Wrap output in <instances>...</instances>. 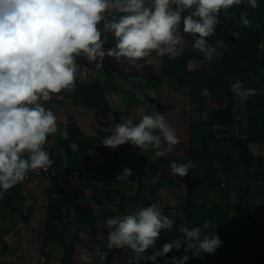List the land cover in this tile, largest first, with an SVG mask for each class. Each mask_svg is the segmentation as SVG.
I'll list each match as a JSON object with an SVG mask.
<instances>
[{"label":"clouds","instance_id":"clouds-1","mask_svg":"<svg viewBox=\"0 0 264 264\" xmlns=\"http://www.w3.org/2000/svg\"><path fill=\"white\" fill-rule=\"evenodd\" d=\"M245 2L251 9L259 6L258 0H0V196L30 173L47 171L54 163L45 145L58 132V117L45 103L65 90H75L78 58L93 64V70L103 67L105 57L127 61L129 68L139 70L151 65L153 53L178 55L184 34H191L193 49L212 62L221 53L208 38L216 36L221 12L227 15ZM240 22L252 27L243 11ZM109 33L113 46L105 49ZM233 35L239 38L238 32ZM259 52H264V42ZM230 88L242 100L258 94L240 80ZM209 94V89L202 90V95ZM179 142L165 114L154 110L138 123L131 119L115 123L101 144L115 149L130 143L142 151L151 147L159 158ZM193 167L192 161L169 160L168 164L171 174L179 177L189 175ZM133 175L132 169L125 168L113 183L129 184ZM174 225L175 219L164 214L158 203L113 215L105 221V244L82 248L79 260L107 264L109 251L128 249L134 255L126 264H156L158 257L164 264H187L204 253L215 254L222 245L218 235L205 232L213 227L206 220L192 228L181 226L178 237L157 249L161 232ZM182 248L183 256L168 258V253Z\"/></svg>","mask_w":264,"mask_h":264},{"label":"rangeland","instance_id":"rangeland-1","mask_svg":"<svg viewBox=\"0 0 264 264\" xmlns=\"http://www.w3.org/2000/svg\"><path fill=\"white\" fill-rule=\"evenodd\" d=\"M258 5V8L251 9L245 2L243 9L228 11L227 21H223V18L220 19V24L216 29L215 43H219L226 51L232 52L233 45L225 39L224 28L226 24L243 26L240 22L241 11L247 14L252 23V28L258 31L259 45L264 42V0H258ZM191 39L189 34H184L180 45H178V55L176 56L186 55L189 58L191 57L189 66L191 69H195L200 64H205L208 61L204 59L202 53L193 49L192 44L194 42ZM164 57H158L153 53L150 57L151 65L139 70L127 66L129 68L128 71L141 74L142 84L152 97H157L159 93H162V112L165 114V119L170 126L175 129L179 138V144L172 146L173 150L166 152L165 157L159 158L155 157L157 149L151 147L142 151L130 143L115 149L101 144L103 138L111 134V129L115 123L131 119L135 124L139 122L144 114H149L150 112L145 105L133 102L129 94L116 91V86L108 82L102 68L100 71L91 69V72H95L97 76H100L103 84L105 83L109 86L106 91L107 100L110 102L112 109L117 111V114L108 112L104 115H99L92 108V110L86 112L89 115V125L94 130V136H91V139L97 140V146L94 156L87 158L85 170H93V173L94 170L98 172V166L104 164H111L117 172L129 168L134 173L131 177L135 178L134 180L138 184H117L113 183L115 179H109L108 177L102 178L95 185L81 179L78 181L73 179L75 181L74 184L68 181L69 184L66 186H69L72 190L85 191L86 196L78 195L79 200L91 203L98 220L94 225L72 222L67 230V239L73 245L72 256L76 264H81L79 254L82 248L88 247L91 249L92 245L103 246L105 244L108 232L105 226L107 218L117 214H127L139 207L149 206L151 203H158L164 214L175 219V225L171 231L176 230V234L179 236L181 234L179 229L181 226H185L184 208L187 201V187L185 188V184L187 183L194 189L198 202L227 206L230 226L251 230V235L253 234L256 239L255 242L251 240L252 251L255 256L259 253V255H264V217L260 221V212L264 211V202L260 194L263 189V181L258 173L257 160L254 161V159L250 158V160L243 162L234 154L227 140L232 132L229 124L213 126L208 124L210 109L229 108L232 112L231 114L235 117L232 125L233 129L236 133L244 135L249 122L247 100L240 99L234 93L228 97L215 96L211 93L208 96L202 95L203 89H209V81L202 72L196 70H192L193 72L189 75L187 83L176 84L169 80L160 82L158 78L162 74ZM77 62L81 66L77 72V80H80V83L88 82L92 77H96L92 75L93 73L88 78L80 76L82 67L88 65L90 68H94V65L89 64L83 57L78 58ZM125 62L127 63V61L122 60V62L116 63L123 64ZM117 81L120 87L123 86L128 91H137L135 83L121 79ZM243 86L246 88L252 87L257 89L258 92L264 93V68L249 72L246 83ZM53 98L56 99L59 96L55 95ZM62 101H65V99H62ZM51 137H56L55 140L58 142L57 136L51 135L48 139ZM211 137L212 139L209 140ZM85 140L86 138L83 139V141ZM50 143L53 144L52 141ZM54 144V148L57 149L56 142ZM166 147L168 146L162 145V148ZM249 148L256 158L260 157L264 152L263 145L260 142L250 143ZM191 152H196L199 157L190 160L189 154ZM57 154L64 170L67 166L64 165L65 160L61 159L58 152ZM141 157H145L146 160H142ZM169 160L177 163L192 161L194 167L189 170V175L187 176H175L171 174L168 168ZM42 185L48 188L47 190H51L49 189L51 183L43 181ZM47 202V195L44 192V195H40L38 198L37 209H35L36 214L39 212L42 217V212ZM60 204L66 205L63 201H60ZM37 216L39 215L37 214ZM14 218L0 217L1 234L5 235V228L10 224L8 221H14ZM71 220L73 221V216ZM37 225L41 227L43 222ZM166 231L170 230L161 232V238L156 244L157 249L167 242ZM245 234L248 235V233ZM21 235H18L13 240L11 256L6 255L5 259L2 256L5 251L2 253L1 250H6V246L4 247L6 241L0 235V264H62L63 247L60 243L53 241V244L50 243L48 245L46 243L48 241L43 240L44 243H41V239L35 238L34 247L27 249ZM216 235L222 240V245L216 250L215 254L204 253L202 255L221 258L218 264H263L256 257L240 259L235 256V251L230 253L224 235ZM23 248H25V252ZM151 251L150 249L149 255H151ZM133 255L131 250L128 249H113L108 253L107 264H113L114 261L117 264H126V261ZM95 259L98 260V258ZM139 264H146V262L140 261Z\"/></svg>","mask_w":264,"mask_h":264},{"label":"trees","instance_id":"trees-1","mask_svg":"<svg viewBox=\"0 0 264 264\" xmlns=\"http://www.w3.org/2000/svg\"><path fill=\"white\" fill-rule=\"evenodd\" d=\"M244 7L245 3L233 6V8L228 11L243 9ZM226 16L227 15H225L222 11L220 19L223 18V21H227ZM224 31L225 39L233 45L232 52L226 51L219 45V43H215V36L209 37V42L218 46L219 52L221 53L218 58H215L212 62L200 64L195 69H191L189 66L191 57L189 58L186 55H179L175 57L165 56L162 74L158 80L160 82L162 80H169L176 84L187 83L189 81V75L193 72L192 70H196L198 72H202L208 78V88L212 95L220 97L233 95L230 88L231 83L236 80H240L243 81V85H245L249 72L258 71L264 68V52H259V34L254 28L226 24ZM237 32L239 33L238 39L233 35V33ZM107 36L108 42L104 44L105 49L113 46V37L110 33L107 34ZM189 36H191V40L194 42L192 35L189 34ZM102 69L103 73L106 74L108 82L116 86V91L129 94L131 99H133L132 101L136 104L145 105L150 112L149 114H151L154 110L163 114L162 93H159L157 97H152L142 84L141 74L128 71L123 66L114 64L112 58L109 57H105ZM115 73L119 74L121 80L135 83L137 91L130 92L123 86L120 87L117 81L119 79L114 76ZM108 87L109 86L107 84H103L100 76L92 77L88 82L80 83L76 81V88L72 91L73 103L75 105L80 104L85 107L92 108L99 115H104L108 112L117 114V111L112 109L110 102L107 100L106 91ZM152 105L155 106V109ZM246 106L249 114V122L244 135L236 133L233 129L232 125L235 117L231 114L232 112L229 108L210 109L208 124L210 126L229 124L232 127H230L232 132L227 140L229 141L234 154L243 162H245V160H250V158L254 159V161L257 160V165L259 167L258 173L263 181V189L260 191V194L261 199L264 202V152L260 157L256 158L254 153L249 148L250 143L260 142L262 143L264 150V93L258 92L257 95L249 97L246 101ZM76 138L78 137H75V139ZM211 139L212 137L209 140ZM66 148L69 157L67 166L64 170L61 167L62 162L60 161L59 156L53 151L57 155L58 165L61 170L57 177L50 179L55 182L54 185L58 194L56 197H52L49 201L48 220L41 233L44 238L52 239L62 245V264H76L73 261L72 256L73 245L69 243L67 239V230L70 228L72 222L77 224L94 225L98 220L91 203L88 201L81 202L79 200L78 195L86 196L85 191L72 190L69 186L67 187L63 184L68 183V177L73 172L77 171L80 175H83L86 167L85 164L87 162L85 159L78 158L77 153L72 151L69 145L66 146ZM198 157L199 156L196 152H191L189 154L190 160ZM141 159L146 160L145 157H141ZM122 172L123 170L121 172L114 170L111 164H104L102 166H98L96 176L101 179L104 177L115 179V177ZM129 179L133 183H138L134 180L135 178L129 177ZM186 187L187 201L184 208L185 226L192 228L202 225L206 220H211L213 227L206 229L205 232L208 234L224 235L227 241V248L230 253L235 251V256H238L240 259H250L251 257H256L264 264V255H259V253L255 256L252 251L251 240L255 242L256 239L253 234L251 235V230L248 228L241 229L230 226L227 206H223L221 204L209 205L200 203L196 200L195 191L190 187V184H185V188ZM60 201H63L66 205H61ZM72 216L73 221L71 220ZM166 232L167 236L165 237L167 242L178 237L176 230L173 232L171 230ZM245 233H248V235ZM184 254L185 253L181 249L180 251L173 250L168 253L167 256L169 259L173 256L179 258ZM220 261L221 258L217 256L201 255L200 257L190 259L187 264H218ZM147 264H151V262L149 261ZM156 264H164V259L158 257Z\"/></svg>","mask_w":264,"mask_h":264},{"label":"crops","instance_id":"crops-1","mask_svg":"<svg viewBox=\"0 0 264 264\" xmlns=\"http://www.w3.org/2000/svg\"><path fill=\"white\" fill-rule=\"evenodd\" d=\"M112 61L114 64L123 66L124 68L129 70V68H127L126 62L123 64H117L114 58H112ZM101 68L96 69L95 71H100L102 70ZM91 69L93 70V68H90L88 65H85L84 67L81 68L80 71L82 73H80L79 75L84 78L86 77L88 78L93 73L91 72ZM115 74H116L115 77L117 79H121L118 73ZM92 75L97 76L95 72ZM76 81L79 82L80 80H76ZM58 96L59 98L56 99L53 98L51 101L45 103V107L51 108L58 117V132L53 135V136H57L58 142L55 140L56 137L49 138L48 142L52 147V150L56 154L58 152L59 155L61 156V159L65 160L64 165L66 166L69 157L66 146L69 145L71 150L77 153L78 158L87 160V158H91L94 156L95 149L97 146L96 143L97 140L91 139L92 138L91 136H94L93 135L94 130L93 127L89 125L90 124L89 115L86 114L88 110H92V109L80 104L75 105L72 101V91L65 90L60 94H58ZM62 99H65V101H62ZM95 132L97 131L95 130ZM75 137L78 138L75 139ZM85 138L86 140L83 141V139ZM50 141H52L53 144H51ZM55 142L57 145V149H55L53 146L55 145L54 144ZM94 173L93 170H85L83 172V175H80L76 171L69 175L68 181H71L74 184L75 181H73V179H76V181L81 179L83 181L86 180L87 182H89V184L95 185L99 180H101V178L96 176L95 170ZM43 181H46V183L47 182L51 183V187L49 188L51 189L50 191L47 190L48 188H45V186L42 185ZM53 183L55 182L49 178H34L30 181L25 180L24 182L6 191L3 194V196H0V217H6V216L8 218L15 217L14 221L11 220L8 221L10 222V224L8 227L5 228L6 230L5 235L0 233V235H2L4 237V240L6 241V244H4V247L6 246V250H1L2 253H4L5 251V254L2 255L4 259L6 258V255L11 256L10 252L12 250L11 245H13L12 244L13 240L16 237H18V235L20 236V234H22L21 236L23 238V241L25 242V248L27 249H31L32 247H34L35 238L41 239L42 241L41 243H44L43 240L44 241L46 240L48 241L46 242L48 243V245H50V243L53 244L52 239L44 238V236L41 233V231L44 230L48 220L49 201L52 197H56L58 194ZM63 184L67 185L69 183H63ZM135 184L138 183H134V184L133 182L130 183V185H135ZM44 192L47 195L48 202L46 204L44 211L42 212V217H41L39 212H37V214L39 215L37 216L35 209H37L38 198L40 197V195H44ZM260 214H261L260 215L261 217L260 221H261L264 217V211L260 212ZM42 222L43 225L41 227L37 225L38 223H42ZM1 232L4 233L3 231ZM25 248H23L24 252H25Z\"/></svg>","mask_w":264,"mask_h":264},{"label":"built area","instance_id":"built-area-1","mask_svg":"<svg viewBox=\"0 0 264 264\" xmlns=\"http://www.w3.org/2000/svg\"><path fill=\"white\" fill-rule=\"evenodd\" d=\"M45 149L49 152L50 158L54 161L52 166L47 171H39V174L36 173H30L29 178L26 179V181H30L34 178H54L57 177L60 174V166L58 165V158L57 155L53 152L52 147L50 146L48 140L45 145Z\"/></svg>","mask_w":264,"mask_h":264}]
</instances>
